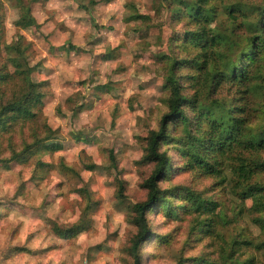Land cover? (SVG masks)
<instances>
[{"label":"clouds","instance_id":"obj_1","mask_svg":"<svg viewBox=\"0 0 264 264\" xmlns=\"http://www.w3.org/2000/svg\"><path fill=\"white\" fill-rule=\"evenodd\" d=\"M262 9L0 0V264H264Z\"/></svg>","mask_w":264,"mask_h":264},{"label":"trees","instance_id":"obj_2","mask_svg":"<svg viewBox=\"0 0 264 264\" xmlns=\"http://www.w3.org/2000/svg\"><path fill=\"white\" fill-rule=\"evenodd\" d=\"M215 13L213 11H209L208 16L209 18H214ZM261 17L264 18V9L261 10ZM210 47H216V43L213 42ZM261 54H264V44L261 46ZM215 53H213L209 59H212L215 57ZM221 59L223 56L221 55ZM254 64L259 63V56L253 61ZM173 67H174V61H173ZM264 72V66L257 67L256 69V77L255 79L260 81L259 87L261 89H264V75H261V73ZM229 129L225 126H221L219 129L220 134L227 135ZM261 140H264V137L259 138ZM240 147H244V138H238L236 141ZM257 145L255 143H249L248 148L249 149H255ZM259 147H264V143H261ZM229 157L227 152H221L217 154V159L219 160L220 165H222V162ZM235 158L238 160L237 163L231 164L234 171L238 172L240 177L243 179L249 178L251 175L254 174L255 169L264 170V164H255L252 166L247 165V162L240 159L238 156H235ZM236 165H239V167H236ZM236 187H239V185H236ZM245 193H241V195H244ZM246 195L252 196L257 200V208L256 211H263L264 210V187H258V188H248L246 190ZM254 223H256L259 227L264 229V219H255L253 220ZM233 253H229L226 257V260H231Z\"/></svg>","mask_w":264,"mask_h":264},{"label":"rangeland","instance_id":"obj_3","mask_svg":"<svg viewBox=\"0 0 264 264\" xmlns=\"http://www.w3.org/2000/svg\"><path fill=\"white\" fill-rule=\"evenodd\" d=\"M264 148V147H263ZM231 162V164H235L238 162V160L235 158V156H230L224 161V163L222 162V165L225 164L226 162ZM261 171H264V170H261ZM264 211V210H263ZM243 212L240 213V215H242ZM227 223L228 222H225V226H227ZM254 223V222H253ZM256 224V223H255Z\"/></svg>","mask_w":264,"mask_h":264}]
</instances>
